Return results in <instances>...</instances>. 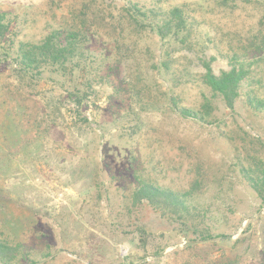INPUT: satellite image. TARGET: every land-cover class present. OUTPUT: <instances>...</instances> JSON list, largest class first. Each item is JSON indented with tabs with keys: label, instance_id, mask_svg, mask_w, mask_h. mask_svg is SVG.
<instances>
[{
	"label": "rangeland",
	"instance_id": "374dc122",
	"mask_svg": "<svg viewBox=\"0 0 264 264\" xmlns=\"http://www.w3.org/2000/svg\"><path fill=\"white\" fill-rule=\"evenodd\" d=\"M93 1L0 0V13L9 23L5 40L37 42L54 29L80 23L81 13L95 7ZM163 3L184 6L200 22L198 48L207 56L239 49L262 27L264 10L258 4L230 12L215 0ZM228 67L222 58L213 63L216 73ZM15 70L0 62V86L13 80ZM95 88L87 123L76 122L74 107L51 78L25 99L28 107L39 102L50 112L46 104L52 101L61 112L29 148L16 154L10 148L9 161L0 166V188L12 198L2 213L4 232L44 253L36 264H264L263 201L241 173L240 154L220 125L155 112L147 104L137 116L131 109L138 108L135 104H110L108 85ZM202 90L200 83H192L175 94L182 105L195 107ZM216 114L228 119L240 149L244 132L264 142V112L250 107L244 94L234 113L218 104ZM22 133L0 92V145L20 140ZM35 134L34 129L29 136ZM199 167L206 189L195 203L194 221L210 228V240L191 242L195 236L180 221L147 205L132 206L136 174L184 190L198 178Z\"/></svg>",
	"mask_w": 264,
	"mask_h": 264
},
{
	"label": "trees",
	"instance_id": "16d2710c",
	"mask_svg": "<svg viewBox=\"0 0 264 264\" xmlns=\"http://www.w3.org/2000/svg\"><path fill=\"white\" fill-rule=\"evenodd\" d=\"M95 2L93 9L81 13L80 23L54 29L37 42L5 40L9 23L0 13L1 45L5 41L0 46V62L16 67L13 80L0 86L2 104L23 132L20 140L0 145V166L12 153L29 148L52 121H58L55 116L61 107L52 101L46 104L51 112L39 102L34 108L24 103L42 82L51 78L65 92L63 99L74 107L70 111L75 112L77 123L89 122L88 107L98 94L95 87L108 85L112 89L110 104H135L138 108L131 109L138 112L137 116L147 104L162 114L175 113L203 124L218 123L222 134L235 144L241 173L264 205V142L244 132L240 149L232 129H228V119L216 114L218 104L234 113L243 94L250 107L264 112V14L259 22L262 27L254 29L239 49L226 53L217 50V54L207 56L198 48L200 22L184 6L167 7L163 0H94L92 4ZM215 2L230 12L257 4L264 10V0ZM218 58L226 60L229 67L216 73L213 63ZM195 67L202 71L195 72ZM192 83L202 86L201 98L195 107L184 106L175 89ZM34 129L36 134L30 137ZM201 170L199 167L192 187L184 190L161 185L144 173L136 174L132 206L147 205L172 221H180L195 236L191 242L210 240V228L194 221L198 215L195 203L206 189L201 188L206 182ZM4 192L0 188V264H36L44 253L38 254L2 229V213L8 198L12 200Z\"/></svg>",
	"mask_w": 264,
	"mask_h": 264
}]
</instances>
